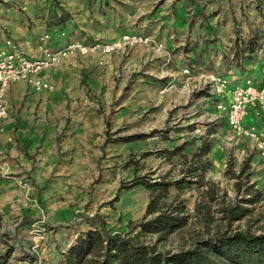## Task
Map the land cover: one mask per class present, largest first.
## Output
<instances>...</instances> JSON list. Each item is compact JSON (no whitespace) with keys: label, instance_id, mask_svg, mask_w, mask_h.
I'll use <instances>...</instances> for the list:
<instances>
[{"label":"rangeland","instance_id":"rangeland-1","mask_svg":"<svg viewBox=\"0 0 264 264\" xmlns=\"http://www.w3.org/2000/svg\"><path fill=\"white\" fill-rule=\"evenodd\" d=\"M233 6L252 28L264 25V0ZM15 8L37 18L48 10L49 37L62 33L64 45L79 44L87 52L73 50L40 74L52 86L45 162L38 165L32 155L25 178L7 168L2 176L0 169V264H61L75 239L101 225L162 254L216 235L264 234L258 151L230 129L207 92L205 75L212 71L183 70L185 83L172 82L171 54L151 35L158 13L173 4L46 0ZM253 59L247 78L256 81L264 77V51ZM256 124L264 129V116ZM203 142L208 152L193 157ZM135 181L168 186L164 192L132 186ZM256 190L260 200L246 202ZM152 198L158 212L147 215ZM231 206L246 215L229 220L224 210ZM160 212L183 225L170 233L143 232L138 225Z\"/></svg>","mask_w":264,"mask_h":264},{"label":"crops","instance_id":"crops-1","mask_svg":"<svg viewBox=\"0 0 264 264\" xmlns=\"http://www.w3.org/2000/svg\"><path fill=\"white\" fill-rule=\"evenodd\" d=\"M45 1L0 0V50L12 41L28 57H40L39 37L48 34L45 29L50 21L49 12L42 10V18H37L34 13H18L15 5ZM166 1L173 4V9L158 13L154 19L156 32L151 35L163 42L171 54L174 73L170 80L185 83L187 76L182 71L194 69L212 71L232 85L243 84L252 74L251 68H255V53L264 51V25L256 29L242 21L246 19L241 17L239 7L233 6V2L239 5L242 0ZM61 34L50 35L51 50L67 43ZM254 82L261 86L264 77ZM47 93L35 92L25 81L11 83L5 90L7 117L0 120V165L6 163L8 173L14 177L30 175L32 155L38 159V165L45 162L46 115L51 104ZM246 123L256 124V119L250 115ZM4 182L5 179L0 180V187Z\"/></svg>","mask_w":264,"mask_h":264},{"label":"trees","instance_id":"trees-1","mask_svg":"<svg viewBox=\"0 0 264 264\" xmlns=\"http://www.w3.org/2000/svg\"><path fill=\"white\" fill-rule=\"evenodd\" d=\"M209 147V144L203 142L193 157L208 152ZM181 149L182 147H176L175 151ZM138 184L148 188L158 186L164 192L168 186V182L148 181H135L132 186ZM260 197L261 191L256 190L246 202L256 203ZM156 200L152 198L148 203L147 215L158 212ZM224 211L229 220H238L247 212L237 206H231ZM180 221L170 214L160 212L138 226L143 232L170 233L183 225ZM263 262L264 234L234 232L229 235H216L194 242L192 247L186 250L162 254L156 252L154 247L139 243L133 238H125L117 233L109 234L101 225L99 229H90L75 239L62 254L61 264H263Z\"/></svg>","mask_w":264,"mask_h":264},{"label":"built area","instance_id":"built-area-1","mask_svg":"<svg viewBox=\"0 0 264 264\" xmlns=\"http://www.w3.org/2000/svg\"><path fill=\"white\" fill-rule=\"evenodd\" d=\"M124 39L129 40V36H125ZM49 41L48 34L39 37L42 55L39 58L28 57L12 41H7L5 48L0 50V120L7 117L4 95L9 84L25 81L35 92H50L52 86L41 78V72L56 65L62 57L73 50H78L82 54L87 52L86 47L74 43L51 50ZM184 73L189 74V70H184ZM205 82L207 92L216 99V107L224 113L230 129L237 136L247 138L254 144L264 164V129L255 123H246L250 115L258 119L264 114V82L257 86L248 78L241 85H232L226 78L213 72L205 75ZM0 169L3 176L7 170L6 163L0 165Z\"/></svg>","mask_w":264,"mask_h":264}]
</instances>
